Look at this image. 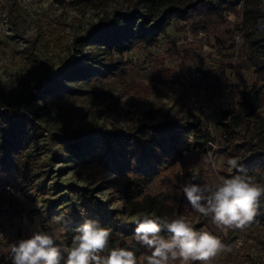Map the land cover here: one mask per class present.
Instances as JSON below:
<instances>
[{
    "label": "rangeland",
    "instance_id": "374dc122",
    "mask_svg": "<svg viewBox=\"0 0 264 264\" xmlns=\"http://www.w3.org/2000/svg\"><path fill=\"white\" fill-rule=\"evenodd\" d=\"M210 1L218 3L217 0ZM232 1L224 0V3ZM119 5V0L109 2L106 13L111 15ZM227 7L223 10L224 20L210 21L207 31L200 27L193 29L191 21L172 24V35L169 33L153 48L138 44L126 53L105 40L85 46L73 42L74 36L85 35L90 25L104 15L89 4L63 7L54 0H46L25 9L18 5V29H11L9 34L0 30V102L15 109L27 108L28 89L44 79L40 77L41 69L28 59L26 47L30 41H36L35 54L52 59L54 68L51 75L61 72L77 59L81 64H97L100 71H92L95 79L83 88L95 92L96 98L79 94L47 99L50 100L49 108H42L45 98L29 105L36 114L33 118L41 125L43 135L29 146L28 151L47 176H34L29 168L21 167L11 176L0 178V264H10L8 255L12 243L30 237L35 230L44 231V217L53 214L65 221L63 214L52 206V202L65 191L61 185L100 186L97 196L110 198L111 208L118 209L115 218L121 223L133 224L128 221L142 214L130 212L126 207L111 167L98 160L85 161L70 153L66 149V137L83 132L90 134L94 127L107 130L136 127L148 112L155 121L177 101L184 104L185 110L191 111L184 100L189 92L199 88L210 96L225 89L233 92L245 90L256 83L263 87L264 94V73L255 72L239 27L242 5L234 3ZM203 64L209 69L203 73L202 79H191V67ZM219 71L224 73L231 87L215 85L214 75ZM20 96L25 98L22 102H19ZM237 98L235 95L232 97L234 104L230 108H235ZM113 99L117 103H112ZM260 113L264 115V98ZM199 120L212 137L222 130L220 118L211 122L203 117ZM50 137L55 138L52 143ZM208 141L211 161L206 159L208 154L188 156L184 162L160 173L145 191L155 194L178 187L179 192H183L182 182L178 179L180 176L186 183L197 184L219 183L221 177L227 178L224 171L230 170L228 159L216 151L215 139H210L212 145ZM49 142L50 147L46 145ZM51 153L56 157L51 159ZM23 174L31 179V184L42 186L44 193L32 190ZM184 199L181 216L197 230L218 236L231 248V251L219 253L208 264H264V224L251 225L243 231L224 229L210 217L194 212ZM49 234L58 243L67 245L68 236L61 225L50 230ZM141 263L147 264L146 258H141ZM171 264L180 262L177 260Z\"/></svg>",
    "mask_w": 264,
    "mask_h": 264
},
{
    "label": "trees",
    "instance_id": "16d2710c",
    "mask_svg": "<svg viewBox=\"0 0 264 264\" xmlns=\"http://www.w3.org/2000/svg\"><path fill=\"white\" fill-rule=\"evenodd\" d=\"M54 1L63 7L86 3L104 14L90 25L85 35L74 36V43L85 46L100 44L105 40L123 52L138 44L147 49L153 48L169 33L172 35V24L181 25L191 21L193 29L200 27L207 31L209 22L224 20L223 10L228 9L210 0H119L121 5L108 15L106 6L114 0ZM4 11L11 29L17 30L20 16L16 1L7 0ZM241 18L239 27L249 48V57L254 62L255 72L262 74L264 0H242ZM34 50L36 41H30L26 47L28 59L41 69L40 77L44 79L28 89L29 104L26 103L29 115L2 116L0 120V178L11 176L21 167L29 168L34 176H47L28 151L29 146L43 135L41 125L33 118L36 114L29 106L31 103L45 98L42 108H49L50 100L47 99L79 94H87L91 98L98 96L92 90L83 89L95 79L91 72L100 71L97 64H81L77 59L61 72L51 75L54 68L52 59L41 58ZM214 76L215 85L231 87L223 72L219 71ZM262 88L255 83L245 90H231L232 97L238 96L236 106L222 112L219 122L222 130L216 137L210 136L201 125L199 116L192 110H185L184 104L177 101L155 121L148 112L136 127L130 126L124 130L94 127L90 129V134L83 132L66 137V149L85 161L98 160L111 167L119 182L118 191L130 212L155 213L170 222L181 216L180 209L185 203L183 192L174 187L173 190L167 188L150 194L145 191L146 187L164 170L184 162L188 156L207 155L211 149L207 140L215 139L216 151L225 158L238 159L241 168L224 171L227 178L240 174L251 177L254 183L264 182V115L260 113L264 98ZM18 99L22 102L25 98L20 96ZM1 103L12 108L5 102ZM112 103H117V100L113 99ZM54 139L50 137L51 143ZM46 145L50 147L51 144L49 142ZM50 155L51 159L56 157L52 153ZM23 178L29 182L32 190L44 193V188L31 184L26 174H23ZM178 179L183 188L186 182L182 176ZM61 186L65 191L52 202V206L63 214L65 221H57L53 214L44 217L42 226L45 232L49 233L61 225L68 236L67 245H71L78 226L90 219L111 229L110 247L135 251L138 264H142L141 258H146L150 254L149 250L134 239L135 224L116 220L118 209L111 208L110 198L101 199L97 196L100 186ZM258 213L256 222L251 225L264 224V196L260 199Z\"/></svg>",
    "mask_w": 264,
    "mask_h": 264
},
{
    "label": "clouds",
    "instance_id": "9594fccd",
    "mask_svg": "<svg viewBox=\"0 0 264 264\" xmlns=\"http://www.w3.org/2000/svg\"><path fill=\"white\" fill-rule=\"evenodd\" d=\"M206 159L211 161L212 154L208 153ZM227 165L241 168L235 157L228 158ZM183 194L194 212L210 217L218 227L243 231L256 222L264 184L237 174L221 177L219 183L213 184L188 182ZM128 222L135 224L136 242L150 252L147 264H171L177 260L180 264H208L219 253L231 251L218 236L197 230L184 216L169 222L155 213H143ZM111 235L110 228L90 219L78 226L71 246L58 243L48 232L35 230L30 237L10 245L8 259L10 264H138L135 251L109 246Z\"/></svg>",
    "mask_w": 264,
    "mask_h": 264
},
{
    "label": "built area",
    "instance_id": "2783aa9c",
    "mask_svg": "<svg viewBox=\"0 0 264 264\" xmlns=\"http://www.w3.org/2000/svg\"><path fill=\"white\" fill-rule=\"evenodd\" d=\"M17 5L21 6L22 8H28L33 3H44L46 0H15ZM52 1V0H50ZM7 0H0V30L4 31L5 33H11V27L8 23L4 6ZM220 6H228L229 4H225L222 0H217ZM236 5L241 6L242 0H239ZM240 34L237 35V38ZM126 53L128 51H125ZM209 69V66L206 64L203 65H193L191 67V79L199 81L203 77V73ZM189 77L186 76V81H188ZM184 103L200 118H206L209 122L215 118H220L222 112L233 106L234 102L232 100V91L230 89L216 91L210 96L206 94L203 88H199L192 92H189ZM27 109V108H25ZM24 107H19L17 109H12L7 107L4 103L0 102V120L2 116H18L22 114H28L29 112L25 110ZM209 144L212 145V141H208Z\"/></svg>",
    "mask_w": 264,
    "mask_h": 264
}]
</instances>
